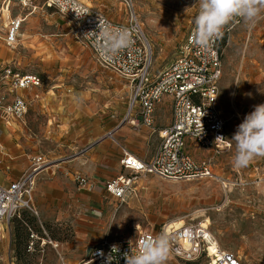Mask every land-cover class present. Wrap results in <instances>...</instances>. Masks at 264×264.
Segmentation results:
<instances>
[{"label": "rangeland", "instance_id": "1", "mask_svg": "<svg viewBox=\"0 0 264 264\" xmlns=\"http://www.w3.org/2000/svg\"><path fill=\"white\" fill-rule=\"evenodd\" d=\"M22 2L0 0V81L7 67L41 77L43 87L37 91L43 99L29 108L26 119L40 136L49 126L50 137H39L37 149L49 160H59L74 152L58 141V133L53 134L54 129H60L58 125L62 130L69 126L67 117L72 113L64 106L76 104L72 103L75 99L77 104L90 108L87 112L94 122L110 121L112 116L120 121L127 113L131 90L126 81L95 63L90 51L74 38L69 21L48 8L45 0H24L26 5ZM132 2L152 45L153 73L157 74L175 59L187 33L195 26L199 6L195 0ZM109 6L111 10L106 13L112 20L126 19L123 0H112ZM16 15L27 19L11 47L5 37ZM222 61L219 106L231 140L244 116L255 105L264 103V14L254 27L242 21L233 30L223 44ZM20 94L27 96L26 91ZM75 119L84 123L89 117ZM188 151L197 161L212 159L214 173L232 184L225 188L214 179L178 182L153 175L141 177L138 183L145 190L139 198L129 200L134 223L128 230L138 224L143 229L158 230L180 219L185 223H206L221 246L236 253L245 264H264V184H247L255 180V167L264 164V157L254 158L246 167H236L233 142L220 155L193 140ZM236 181L240 184L234 185ZM37 211L38 214L23 210L12 221L0 222V264H76L82 252L72 222ZM166 264L209 263L206 258L183 261L170 254Z\"/></svg>", "mask_w": 264, "mask_h": 264}, {"label": "built area", "instance_id": "2", "mask_svg": "<svg viewBox=\"0 0 264 264\" xmlns=\"http://www.w3.org/2000/svg\"><path fill=\"white\" fill-rule=\"evenodd\" d=\"M76 2L80 15L58 7L56 0H45V5L54 8L69 21L76 41L91 52L102 68L112 71L128 83L131 94L122 123L128 122L135 129L142 126L153 129L158 104L166 97L172 104L171 122L155 130L159 145L154 155L144 160L123 148L120 161L123 171L105 182L107 192L121 203H126L130 197L138 195V180L150 175L172 181L214 179L225 188L229 187L232 184L230 180L214 173L212 159L195 160L188 146L193 140L215 155L231 148L225 132L226 120L219 106V85L223 73V44L242 19L234 17L229 21L222 29V37L214 40L208 50L193 42L194 26L187 33L173 62L154 74L152 45L132 0H123L127 8L124 21L112 20L99 7L81 0ZM23 21L19 16L11 19L5 37L8 46L16 44ZM119 32L127 33L129 43L114 48ZM3 72L0 81V117L6 121H22L32 99H40V94L35 90L43 87V80L35 74H20L10 67L3 68ZM1 84L6 87H1ZM27 90L35 91L32 99L20 94ZM8 92L14 95L11 102H7ZM107 136L113 138V132ZM217 137L224 139L217 140ZM51 164L53 161L45 154H36L30 158V165L20 178L7 185L0 184V222H10L23 210L38 214L34 205L38 177ZM255 170L258 171L254 173L255 180L247 184H264V164L257 165ZM76 181L81 189L90 190L95 185L86 175H78ZM233 184L240 183L236 181ZM162 231L170 235L171 255L177 259L195 261L206 258L209 264H245L236 253L221 246L205 223H185L181 227L169 223L158 230L143 229L138 224L135 235L129 237L109 232L77 264H125V253L138 251L145 240L154 239Z\"/></svg>", "mask_w": 264, "mask_h": 264}, {"label": "crops", "instance_id": "3", "mask_svg": "<svg viewBox=\"0 0 264 264\" xmlns=\"http://www.w3.org/2000/svg\"><path fill=\"white\" fill-rule=\"evenodd\" d=\"M81 1L99 7L107 13L111 10L109 5L112 0ZM17 16L21 15L13 18ZM26 19L24 17L23 22ZM95 63L102 68L96 61ZM106 71L124 80L112 71ZM37 90L35 91L39 93ZM26 92V97L32 99L33 92L28 90ZM13 96L8 92L7 102H11ZM59 97L63 98L61 95ZM42 99L41 93L40 99H32L31 106ZM72 103L76 104L64 106L68 113H72L67 117L68 128L62 130L60 124L58 125L60 129H54L53 134L58 133V141L74 152L62 159L52 160L54 163L40 173L34 204L43 215L52 214L59 219H68L72 222L76 241L82 252L77 264L107 233L125 237L135 235V227L128 230L134 223L133 218H130L129 200L139 198L145 187L137 182L138 195L130 197L126 203H121L107 192L104 184L122 173L123 166L120 161L123 157V148L144 160L154 155L159 145V137L155 130L171 122L172 104L168 97L158 104L153 129L145 126L135 129L128 122L122 123L123 118L119 121L115 116H112L114 119L110 121L94 122L91 113L87 112L89 107L77 104L75 99ZM77 108L79 112L76 111ZM76 117H89V120L82 123L75 119ZM0 130V184L7 185L21 177L29 167L32 156L42 153L38 152L36 141L39 137L41 140L50 137L51 132L48 126L45 135L34 133L26 117L22 121L0 120ZM111 132L113 138L107 136ZM78 175L88 176L95 182L94 187L90 190L81 189L76 181Z\"/></svg>", "mask_w": 264, "mask_h": 264}, {"label": "clouds", "instance_id": "4", "mask_svg": "<svg viewBox=\"0 0 264 264\" xmlns=\"http://www.w3.org/2000/svg\"><path fill=\"white\" fill-rule=\"evenodd\" d=\"M56 4L80 15L76 0H56ZM195 4L199 7L194 19L193 42L204 50L210 49L212 42L222 37L223 27L234 17L241 18L252 28L264 14V0H195ZM117 35L119 39L114 48L129 43L126 32ZM223 139L217 137V140ZM230 141L235 146L236 167H246L254 158L264 157V103L255 105L244 116ZM171 251V237L162 231L154 239L145 240L138 251L125 253V264H166Z\"/></svg>", "mask_w": 264, "mask_h": 264}, {"label": "bare ground", "instance_id": "5", "mask_svg": "<svg viewBox=\"0 0 264 264\" xmlns=\"http://www.w3.org/2000/svg\"><path fill=\"white\" fill-rule=\"evenodd\" d=\"M186 221H184L183 219H180L176 222L173 223V225L177 226V227H181L185 224ZM210 223V222H209ZM206 224V223H205Z\"/></svg>", "mask_w": 264, "mask_h": 264}, {"label": "trees", "instance_id": "6", "mask_svg": "<svg viewBox=\"0 0 264 264\" xmlns=\"http://www.w3.org/2000/svg\"><path fill=\"white\" fill-rule=\"evenodd\" d=\"M16 217H17V216H15L14 218H12V220L15 219ZM12 220H11V221H12Z\"/></svg>", "mask_w": 264, "mask_h": 264}]
</instances>
